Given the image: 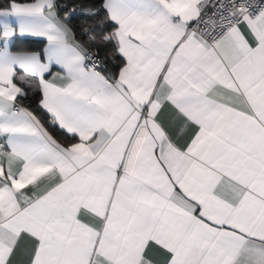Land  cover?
Segmentation results:
<instances>
[{
  "label": "snow or ice",
  "instance_id": "snow-or-ice-1",
  "mask_svg": "<svg viewBox=\"0 0 264 264\" xmlns=\"http://www.w3.org/2000/svg\"><path fill=\"white\" fill-rule=\"evenodd\" d=\"M0 264H264V0L0 3Z\"/></svg>",
  "mask_w": 264,
  "mask_h": 264
},
{
  "label": "trees",
  "instance_id": "trees-1",
  "mask_svg": "<svg viewBox=\"0 0 264 264\" xmlns=\"http://www.w3.org/2000/svg\"><path fill=\"white\" fill-rule=\"evenodd\" d=\"M5 0H0V3H4ZM57 2L61 5H74L79 2V0H57ZM93 2H98V0H93ZM75 18L72 20V26L74 28H79L82 25L86 23L84 17L82 14L77 11L74 14ZM44 46V43L42 41L38 40H19L17 42V45L14 47V50L18 49H24V50H29V51H41ZM25 106L30 107L33 111L38 110V102L36 101L35 97L29 96L25 101H24Z\"/></svg>",
  "mask_w": 264,
  "mask_h": 264
},
{
  "label": "crops",
  "instance_id": "crops-1",
  "mask_svg": "<svg viewBox=\"0 0 264 264\" xmlns=\"http://www.w3.org/2000/svg\"><path fill=\"white\" fill-rule=\"evenodd\" d=\"M28 39L42 41L39 38H34V37H25V38H22L21 40H28ZM42 42L45 43L44 41H42Z\"/></svg>",
  "mask_w": 264,
  "mask_h": 264
}]
</instances>
